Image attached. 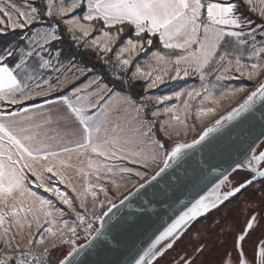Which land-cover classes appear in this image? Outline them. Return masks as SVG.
<instances>
[{"label": "snow or ice", "instance_id": "snow-or-ice-1", "mask_svg": "<svg viewBox=\"0 0 264 264\" xmlns=\"http://www.w3.org/2000/svg\"><path fill=\"white\" fill-rule=\"evenodd\" d=\"M241 3L250 6L251 11L258 12L261 18L260 21L257 22L250 17L237 15ZM84 7H86V11L82 16L72 15L71 18L65 19L69 14H73L76 10ZM46 15L59 17L60 21L67 27V31L72 34L73 40L78 41L89 36L94 28L93 22H102L105 30L90 42L85 41L84 47L97 49L104 53L112 51L113 45L116 44L125 31L124 25L129 26L135 38L131 36L127 38L123 46L119 47L115 57L118 62L117 66L125 71L132 65L134 57L145 51L146 45L151 46L153 44L151 38L153 36H159V40L163 43L165 49H179L181 54L176 55L174 59L159 52L153 53L157 65L163 62V69L153 68L151 64H148L146 66L148 70L146 71L138 64L135 66L132 78L148 80V88H154L158 84L164 83V77L169 75V68L175 73L174 76L170 77L171 79L180 77L181 73L187 77L191 71L198 73L201 81L206 79L205 69L209 67H212V71L218 72L216 75L217 81L235 79L236 77L230 75L233 71L250 81L256 80L261 74H264V47L256 46L257 23H259V34L264 37V0H239V2H235V0H226V2H211V0H208V2H205V0H86V5L84 0H71L70 3H61L56 6H54L53 0H48ZM0 16H2L0 25L5 26L0 27V33H4L8 28L13 31L23 30L41 18L38 7L27 3L20 7L14 0H0ZM246 26L251 27L252 31L245 32ZM113 28L116 29L115 32L111 31ZM77 31L81 33L80 36L76 35ZM49 36L56 39L54 34L47 33L45 34V42H47ZM245 37H250L253 41L248 59L256 57L257 62L255 63L246 64L242 62L243 46L248 43ZM229 42L232 44V51L228 50L227 45ZM261 42L264 43V41ZM222 47L223 51H221ZM3 51L4 56L14 58L12 51L7 48ZM32 54V52L27 53L28 56H32ZM2 58L0 57V59ZM41 60H43L42 57ZM22 64L23 58H21V63L15 65L16 69H22ZM49 64L50 61L44 60L42 64H39V67H47ZM173 64L175 65L174 68L172 67ZM35 70L32 69V71ZM80 71L82 72L83 69ZM32 79L34 77L31 72H26V80ZM27 87V83L22 84L17 79V75L14 74V70L6 63L0 65V100L9 104H17L32 98L33 95L46 94L43 90L35 93L26 92ZM212 87L215 88L216 86L213 85ZM53 90L52 86L47 89L48 92ZM245 91V87H228L221 90L219 95H216L215 92L209 90L206 84L202 83L200 88L177 92L175 96L178 99L187 96V99L183 101L184 109L187 111L191 107L190 101L200 97L203 93V101L208 102V105H210L207 106L202 103L197 112V116L203 121L216 114L217 107L222 100ZM171 98L170 96L147 97L148 100L155 99L157 103H163ZM257 101H264V81L248 94L244 104L241 105V111H248ZM63 103L80 126L78 138L67 142L61 137L48 136L41 130L42 125L35 122L37 119H42L43 124H48L51 122V117L45 118L42 114L22 115L18 112H13L8 116H0V229H3L0 232V240H3L6 244H10V240L5 239L10 227L15 226L20 230V233H23L24 228L27 226L29 229L27 243L31 244L32 224L35 223L37 229L41 228V215L45 217L46 222L54 223V221L48 220L49 217L53 216L52 211L49 210L51 201L37 196L36 193L26 187L25 169L36 178L37 187L43 188L46 192L58 197L63 204L76 212L77 219L83 222L84 217L73 207L72 200L58 188L45 182L43 173L47 172L58 177L60 183H68V186L72 187L75 192L76 188L67 181L64 171V169L72 167L68 161L72 159L73 153L76 154L78 160L80 156H87L89 152L107 160L127 158L117 146L118 142L115 139H109L107 136V129L104 126L105 120L85 114L88 105L80 103L79 98L74 103L67 96L63 98ZM165 111L171 112L174 109L166 108ZM25 112H27V109H25ZM234 112H236V109H233L226 118L221 117L216 120L214 125L205 127L199 139L193 140L191 143H177L170 152L164 154L163 167L151 179L155 180L159 177L161 173L170 167V162H179L187 155L185 150L195 148L212 133L217 132L221 126V121L224 119L231 120ZM152 115L155 116L157 113L153 112ZM68 119H71V117H68ZM173 119L180 124H184L179 115L173 116ZM102 131L104 132L103 135L101 134ZM176 134L179 135V132ZM72 135L77 136L76 133H72ZM69 144H74L75 147H69ZM160 147L162 148L163 145ZM65 154H67V160L61 159ZM136 155L140 154L137 153ZM141 159L147 160L148 157L143 156ZM151 159L155 160L156 156L152 155ZM243 164L252 168L258 175L264 176V171H260V168L264 167V151H260L258 155L253 154L250 156L246 153ZM37 165H39V169ZM241 166V163H237L236 168ZM87 167L94 170L98 178H103L99 175L103 168L100 161L88 158ZM80 171L84 176L89 175L83 169H80ZM122 171L129 172L131 169L124 168ZM136 175L141 178L144 176L140 172H137ZM226 180L227 176L220 183L223 184ZM247 183L250 184L251 181ZM246 186V184H241L239 187L223 193V198H221L217 194L220 184L216 185L210 193V195L215 196V199L210 200L209 196H201L196 200L187 211H183L157 237L151 248L136 261V264H144V258L162 240L173 236L182 226L208 212L210 208H215L217 203H222L228 197L234 196ZM140 187L142 188L144 185L141 184ZM101 190L103 191V189ZM88 194H91L95 199L96 193L91 190V186L85 187L82 192L78 193L81 208H85L84 198ZM109 203L111 202L109 201ZM112 207H115V205H112ZM108 211H111V207ZM104 215H107V213H104ZM29 217H31V221ZM252 219L255 220V217ZM6 224L8 227H5ZM252 226V221H249L247 229H251ZM91 228L92 224L89 223L88 229ZM45 231L48 237L53 239L52 246L54 247L56 241L64 239L65 233H71L74 236L76 226H69L65 222L62 225L48 227ZM245 236L246 233L239 235L237 241L243 242ZM39 242L43 245L45 243L44 237H41ZM171 246V244L168 245V247ZM75 251L74 248L73 252ZM47 252V247L39 255L29 250L24 253L25 258L15 259V264H30L27 259L28 256H31L33 261L39 262ZM13 260L14 257L5 252L0 257V264H12ZM61 264H66V262L61 261ZM68 264H71V262H68ZM193 264H195L194 261ZM238 264H248V261L247 259L238 258ZM255 264H264V241L261 242L258 252H256Z\"/></svg>", "mask_w": 264, "mask_h": 264}, {"label": "rangeland", "instance_id": "rangeland-1", "mask_svg": "<svg viewBox=\"0 0 264 264\" xmlns=\"http://www.w3.org/2000/svg\"><path fill=\"white\" fill-rule=\"evenodd\" d=\"M239 0H235L238 2ZM14 2L23 7L25 3L31 4L32 6H36L35 0H14ZM71 0H53L54 6L59 5L61 3H70ZM208 2V0H205ZM211 2H226V0H211ZM45 6V11L43 14V18L40 20L35 21L34 25H29L25 29L22 30L20 33L21 42L20 43H11L4 47H0V59L1 61H5L10 63L11 67H15L16 64L21 63V58H23L22 69H16L17 75L21 82H28V89L27 92H38V91H45L46 94L51 95L53 92L56 91H69V88L87 86L85 89L88 93L93 92L97 89V86L102 84H107L105 79L102 77L98 70V65L101 62H97L100 58L99 55L102 51L93 48H86L84 47V42H90L92 39L98 37L104 29L102 22H93L94 28L90 32L88 37H85L84 40L78 41L73 40L72 34L67 31V27L60 21L59 17H49L46 15L47 12V4L48 0H44L43 2ZM248 6V5H247ZM249 10L251 11L250 6H248ZM85 11V10H84ZM84 11L79 12L76 10L75 13L69 14L65 17V19H69L72 15H83ZM254 15V18H259L258 12L251 11ZM237 15H242L249 17L243 14L239 9L237 11ZM253 17H250L252 20ZM2 18V16H0ZM255 21V20H254ZM259 22V21H257ZM62 26L66 33L68 34V38L71 41L73 47L80 48L81 50H87V52H93L94 56H83L81 58H75L70 55L67 50L62 49L59 45V36L57 34V26ZM57 25V26H56ZM0 27H5L4 25H0ZM119 27V26H117ZM21 30V29H17ZM245 32H251L252 28L249 26L245 27ZM12 29L8 28L4 33L10 32ZM111 31L115 32L116 29L113 28ZM132 32V31H131ZM52 33L55 35L56 39H52L51 36L48 37L47 42H45V34ZM3 34V33H0ZM77 36H80L81 33L77 31ZM133 35V32H132ZM129 37H125L119 39L115 45H113L112 51L107 53V56L116 61V52L118 51L119 47L123 46L126 39ZM132 38H135L134 35ZM248 43L243 46L244 55L241 57L242 62L246 64H251L257 62V58L253 57L252 59H248V54L251 51V44L253 41L250 37H245ZM157 40L161 47L165 51H158L156 49H147V45L145 46V51L140 52L136 55L133 59L132 65L125 71L122 72L121 79L125 80L122 82L131 83V84H138L141 90V97L139 101L131 99L127 94L123 93V101L119 104L121 108H119L117 113L112 114L108 117L107 123V132L110 131L111 127L113 126L112 122L115 118H118L121 121L125 118V123L127 120V124L129 119H133V127H138L137 124L139 123V135L145 136V134L149 131V135L147 137L153 136L158 142H161L165 146V153L169 150L171 144L175 142L183 143L192 141L196 138L199 134H201L205 127L210 126L224 114L229 112L235 106H237L241 101H243L249 93L254 91L256 87L264 80V74H261L256 80H248L246 77H241L239 73L231 72L230 75L236 77L235 79L229 80H216V75L218 72L212 71V67L206 68V79L201 81L200 76L198 73H194L190 71L189 76H183L181 73L180 77L176 79H171V76H174V71L169 68V75L164 77V83L158 84L154 88H148V80L137 78H132V72L135 70V66L138 64L140 67L144 68L146 71L147 65L151 64L153 68L163 69L164 64L161 62L157 65L156 60L153 57V53L159 52L166 57H171L174 59L176 55H180L181 51L179 49L172 50V49H165L163 43L159 40V36L157 35ZM264 37L259 34V23L256 25V46L257 47H264ZM228 50L232 51V44L231 42L228 43ZM7 48L9 51L13 52V57L4 56V49ZM223 47L221 51H223ZM32 52V56H28L27 53ZM87 52L85 54H87ZM126 56V54H125ZM41 57L43 60H41ZM44 60L50 61L49 66L47 67H39V64H42ZM100 61V60H99ZM214 66V65H213ZM172 67L174 68L175 65L173 64ZM32 69H36L32 71ZM83 69L81 72L80 70ZM26 72H31L34 79L26 80ZM121 79H117L120 80ZM47 81V83H45ZM206 84L209 87L210 91L219 95V92L224 88H238V87H245L246 91L237 94L234 97L224 99L220 102L219 106L217 107L216 114L214 116L208 117L203 121L201 118L197 116V112L201 107L202 103L208 105V102L203 101V93L200 97H197L195 100L190 101L191 107L185 111L183 101L187 99V96H182L179 99L176 98L175 93L177 92H184L185 90H191L192 88H200L201 84ZM108 85V84H107ZM215 85L216 87L213 88L212 86ZM39 86V87H38ZM49 86L53 87V91L48 92L47 89ZM71 88V89H72ZM114 89L111 88L109 85L107 86V91H113ZM118 91V90H115ZM120 92V91H118ZM122 93V92H121ZM45 94V95H46ZM158 96H170L172 97L169 100L164 101L163 103H157L155 99L148 100L147 97H158ZM38 99V98H37ZM35 100V99H34ZM93 103V98L91 100V104ZM131 104V105H130ZM110 108V106H109ZM166 108L174 109V111L167 112L165 111ZM139 109V111H137ZM156 112L157 115L153 116L152 113ZM179 115L180 119L184 121V124H180L178 121L173 119V116ZM129 125V124H128ZM125 124V135L127 134ZM124 128V127H123ZM167 129V131H165ZM179 132V135L176 133ZM152 138V139H153ZM264 141L257 149V153H259V149H261ZM133 155L134 154H129ZM163 159L160 162L155 163L153 159L148 158L147 160H142L141 157H130L127 156L126 159H112L108 160L109 163L107 164L113 167V169H118L117 172H112L114 176H116V181L112 182L109 180H105L104 178H98L93 174L84 176L80 169H83L85 172H88L87 162L88 159L86 156H80L78 160L76 155H72V159L68 161L72 165V167L66 168L64 170H70V173L66 172V179L69 176L72 178V186L76 188L74 192L72 187H69L68 183H60L59 178L52 176L50 173L44 172L45 182L49 183L50 186H54L52 182L55 181L56 184L66 190L67 195L73 202V207L76 211H80V200L78 199V193L82 192L86 182L89 180L90 183H102L103 187L100 190V196L104 198H109L110 201L113 203L119 201L123 196H125L128 192H130L135 186L145 181L149 178L155 171L162 165ZM67 160V157L61 158ZM82 161V162H81ZM111 161V162H110ZM139 161V162H137ZM154 162V163H153ZM110 168V167H109ZM128 168L131 169L129 172L122 171V169ZM113 170V171H114ZM74 172V173H71ZM137 172L143 173L144 176L141 178L140 176L136 175ZM27 180L25 182L26 187L36 193L37 196H40L44 199L50 200L51 205L49 210L52 211L53 216L49 217V221H54V223H49L45 221V217L41 215L40 223L42 225L41 228L37 229L35 223L32 224L31 228V235H32V243L28 244V231L29 229L27 226L24 228L23 233H20V230L17 229L15 226L10 227L8 231L7 237L5 239L10 240V244H6L3 240H0L1 245L7 251L14 252V253H24L30 249H43L45 247L51 249V252L55 250L49 264H58V262L66 256V254L71 250L69 247L61 245L60 242L56 241L55 246L53 247V239L49 238L46 229L48 227H54L55 225H62L63 223H67L69 226H72L74 223V211L68 208L67 205L63 204L58 198H56L52 193L46 192L43 188L40 187H33L31 184L33 180H36L31 173H26ZM68 181V179H67ZM99 181V182H98ZM98 185V184H97ZM119 185V187H117ZM264 191V189H263ZM107 193V195H105ZM262 199L264 200V192H262ZM85 205L87 204L86 197ZM247 204L241 205V208L244 210ZM264 203V202H263ZM62 213V214H61ZM31 221V217H29ZM228 224V227L231 225V222H224V227ZM5 227H8L6 224ZM203 231L207 226H201ZM212 229V228H211ZM3 229H0L2 232ZM200 231V228H199ZM197 231V232H199ZM195 235V234H194ZM44 237L45 243L43 245L40 244V238ZM179 240V239H178ZM177 240V241H178ZM176 241V242H177ZM175 242V243H176ZM198 242V239H195V243ZM174 243V244H175ZM173 247V246H172ZM54 248V249H53Z\"/></svg>", "mask_w": 264, "mask_h": 264}, {"label": "water", "instance_id": "water-1", "mask_svg": "<svg viewBox=\"0 0 264 264\" xmlns=\"http://www.w3.org/2000/svg\"><path fill=\"white\" fill-rule=\"evenodd\" d=\"M245 99L233 108L236 112L231 120L221 121L217 132L195 148L185 150L187 155L179 162H170V167L152 180V176L163 167L162 163L149 178L115 202V207L111 206V211L106 212L107 215H104L91 237L74 247L75 252L74 248L71 249L58 264L61 261L66 264H136L157 237L201 196L215 199L210 193L220 184L217 194L223 198L225 192L221 190L234 172L245 171L253 175L242 183L246 185L248 181L264 179V176L243 164L245 154L258 155L256 151L264 141V101H257L248 111H241ZM233 109L222 117L226 118ZM201 134L193 140L199 139ZM177 143L171 144L167 153ZM237 163L242 166L236 168ZM225 176L227 180L221 184ZM141 184L144 187L141 188ZM222 203H217L216 207ZM215 208H210L178 229L173 236L162 240L144 258V264H153L171 249L194 222ZM169 244L172 246L168 247Z\"/></svg>", "mask_w": 264, "mask_h": 264}, {"label": "flooded vegetation", "instance_id": "flooded-vegetation-1", "mask_svg": "<svg viewBox=\"0 0 264 264\" xmlns=\"http://www.w3.org/2000/svg\"><path fill=\"white\" fill-rule=\"evenodd\" d=\"M263 149L264 144L258 152ZM252 176L245 171H236L230 175L221 191H230ZM263 189L264 179L252 181L194 222L173 247L153 264H193V261L195 264H238V258L255 264L256 252L264 241ZM246 201L249 203L243 210L241 205L247 204ZM249 221H252L251 229H247ZM224 222H231V225L224 227ZM201 226H207L206 231ZM243 233H246L245 240L238 242L237 237ZM195 239H198L197 243Z\"/></svg>", "mask_w": 264, "mask_h": 264}, {"label": "crops", "instance_id": "crops-1", "mask_svg": "<svg viewBox=\"0 0 264 264\" xmlns=\"http://www.w3.org/2000/svg\"><path fill=\"white\" fill-rule=\"evenodd\" d=\"M86 5V0H84ZM86 11V7L84 9ZM84 11V12H85ZM5 64L0 60V65ZM14 70V74L17 75V71L14 67H11ZM17 79H19L17 75ZM20 80V79H19ZM21 81V80H20ZM22 84L28 82H21ZM107 84H102L97 86V89L93 92L88 93L85 89L87 86H83L82 88L74 87L69 88L68 91H56L53 92L51 95H33L32 98L23 100L18 102L17 104H9L6 101L0 100V116H8L13 112L21 113L22 115H33V114H42L43 117H51V122L48 124H43L42 119H37L35 122L40 123L42 125V131L46 133L50 137H61L64 141L74 140L78 138L79 133V124L78 121L75 120V117L68 111L67 106L63 103V98L67 96L71 101L74 103L79 98L80 103L88 105L85 110V114L89 116L99 117L105 120V128L107 127L108 117L114 113H117L121 105H119L123 99V93L118 91H107ZM28 87L25 89L27 92ZM39 100H36V99ZM93 98V103L91 104V100ZM36 100L33 103L26 104L20 106L24 102ZM131 105V104H130ZM110 106V108H109ZM27 109V112H25ZM71 117V119H68ZM133 119H129L127 124V120L125 123V118L119 121L118 118H115L112 122L113 126L111 127L110 131L107 132V136L109 139H115L118 143L117 146L122 150V153L126 156L130 157H143L147 156L151 158L152 155L156 156L154 160L155 163L160 162L163 159L165 154V146L158 142L153 136L147 137L149 135V131L145 134V136L139 135V123L137 124L138 127H133ZM125 124L127 134L125 135ZM124 127V128H123ZM72 133H76L77 136H73ZM102 135L104 132L102 131ZM153 138V139H152ZM163 145L161 148L160 146ZM69 147H75L74 144H69ZM59 150V149H58ZM134 154V156L129 154ZM139 153L140 155H136ZM72 155H76L73 153ZM119 155V154H118ZM67 157V154L63 155L61 158ZM87 158H91L93 160L100 161L103 165L101 169L100 176L103 177L105 180H109L112 182L116 181V176L112 174V172H117L118 169H113L111 166L107 164L109 161L103 157H97L95 154L88 153ZM88 164V159L86 160ZM111 162V161H110ZM153 162V163H154ZM110 167V168H109ZM39 169V165H37ZM88 168V167H87ZM114 170V171H113ZM65 173H70V170H64ZM120 171V170H118ZM24 173H31L27 169L24 170ZM74 173V172H71ZM88 173L95 174L94 170L88 169ZM68 182L72 184V178L69 176L67 177ZM87 182H90L89 180ZM86 182V183H87ZM99 182V181H98ZM68 185V184H67Z\"/></svg>", "mask_w": 264, "mask_h": 264}, {"label": "built area", "instance_id": "built-area-1", "mask_svg": "<svg viewBox=\"0 0 264 264\" xmlns=\"http://www.w3.org/2000/svg\"><path fill=\"white\" fill-rule=\"evenodd\" d=\"M99 58L102 64L105 66L106 72L110 78H113L116 80L121 79L123 70L117 66V63L114 60H112L111 58L107 56V53L101 52L99 55ZM121 81H125V80L121 79ZM52 183L55 184L54 187L58 188L61 192L67 195L65 189L60 188L56 184L55 181H53ZM36 184H37L36 180H33L31 185L33 187H37ZM97 184L90 183V182H87L85 184L84 188L91 186V190L95 191L96 197L94 199L91 194H88L86 196L87 204L85 205V208H81L80 211H78L84 217L83 222H80L77 219L76 212H74V223L72 225L76 226V234L73 236L71 233H65L64 239L58 241L61 243V245H64L66 247H69L70 249H73L74 247L78 246L79 244L83 243L88 238H90L93 232L96 230V228L100 224L102 218L104 217V213H106L108 209L114 204L112 201L109 200V198H104L99 195L100 190L103 187V184L102 183H97ZM68 198L70 199L69 196ZM109 201L111 203H109ZM89 223L92 224L91 229H88ZM30 250L32 253L39 255V253L43 252L44 248L43 249H30ZM5 252L11 254L14 257L12 264H15V259L25 258L24 253H26V252L14 253L8 250L6 251L0 243V257H2L5 254ZM50 252H51V249L48 248V252L44 254V256L41 258L39 262L33 261L31 256H28L27 259L30 261V264H49Z\"/></svg>", "mask_w": 264, "mask_h": 264}, {"label": "trees", "instance_id": "trees-1", "mask_svg": "<svg viewBox=\"0 0 264 264\" xmlns=\"http://www.w3.org/2000/svg\"><path fill=\"white\" fill-rule=\"evenodd\" d=\"M44 0H35V3L38 7V10H39V13H40V17L43 18V14H44V11H45V6L43 4ZM239 2V1H238ZM85 7L82 8V9H78L79 12H82L84 11ZM239 10L249 16V17H253L252 15H254L248 8V6L246 4H243L241 3L240 4V7H239ZM253 19L255 21H260L259 18H254ZM34 25V24H32ZM58 25V24H57ZM56 25V26H57ZM124 28H125V31L124 33L121 35L120 39L122 38H125V37H133L132 35V30L129 28V26L127 25H124ZM22 32V30H12L10 32H6V33H3V34H0V47H4L8 44H11V43H20L21 42V36H20V33ZM57 34L59 36V43H60V47L64 50H67L70 55L72 57H75V58H81L85 55L87 56H94L95 54H93V52H87V50L83 51L81 50L80 48H75L73 47L71 41L69 40L68 38V34L66 33L65 29L62 27V26H57ZM152 40H153V44L151 46H147V49L150 50V49H156L158 51H165L161 45L159 44L158 40H157V36H153L151 37ZM87 52V54H85ZM100 60V59H99ZM97 61L98 63L101 62V61ZM3 63H6L9 67H10V63H7L5 61H2ZM98 70L100 72V74L102 75V77L105 79V82L111 87L113 88L114 90H118L122 93H125L127 94L131 99L133 100H136V101H139L140 100V97H141V90L139 88V85L138 84H131V83H126V82H122L120 80H116V79H113V78H110L106 72V69H105V66L102 64H99L98 65ZM36 100H39V99H36ZM36 100H31V101H27V102H24L23 104H21L20 106H23V105H26V104H30V103H33L35 102ZM54 249V248H53ZM55 250L50 252V260L54 254Z\"/></svg>", "mask_w": 264, "mask_h": 264}]
</instances>
